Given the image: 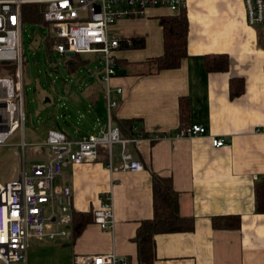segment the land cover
Instances as JSON below:
<instances>
[{
  "label": "crops",
  "instance_id": "crops-1",
  "mask_svg": "<svg viewBox=\"0 0 264 264\" xmlns=\"http://www.w3.org/2000/svg\"><path fill=\"white\" fill-rule=\"evenodd\" d=\"M186 13L188 57L179 69L152 75L146 74V62L164 52L160 19L174 14L152 9L146 17L124 19L114 27L123 41L140 39L145 45L131 48L122 43L116 53L113 115L136 120L141 134L166 136L154 143L143 139L134 146V156L145 169L120 171L117 145L113 170L100 159L66 169L56 182L59 188H71L72 212L95 214L111 194L114 230L104 231L92 223L74 238L71 227L54 225V231L68 229V237L29 240L27 262L15 264H76L78 256L112 252L139 264L134 240L141 223L154 217L153 173L172 179L182 216L195 220L193 232L156 237L155 264H264V214L256 212L255 191L264 175V36L248 25L245 0H187ZM212 54L229 56L228 72H207L205 57ZM233 79L245 84L243 95L234 99ZM102 92L106 93L103 83L91 84L89 102L98 103ZM181 98L190 103L186 126L205 127L204 136H178ZM98 116L89 132L78 127L69 133L50 130L79 139L107 126L109 115L106 124ZM214 138L224 139L225 146L215 148ZM38 155L47 162V146ZM20 173L14 170L6 183ZM226 216H239L240 229L215 230L213 218Z\"/></svg>",
  "mask_w": 264,
  "mask_h": 264
},
{
  "label": "built area",
  "instance_id": "built-area-1",
  "mask_svg": "<svg viewBox=\"0 0 264 264\" xmlns=\"http://www.w3.org/2000/svg\"><path fill=\"white\" fill-rule=\"evenodd\" d=\"M27 4H45L44 25L48 35L43 38L57 40L53 52L62 57L75 55H100L103 61L101 79L106 83L109 122L106 127L79 139L50 130L46 141L49 150L47 162L29 166L28 145L23 140L15 156L21 161L20 176L8 183L0 182V263H26L29 240H56L68 237V229L54 231V225L64 228L72 225V191L70 187H57L62 173L85 163L98 162L100 149L108 154L105 165L114 168V147H121V165L124 172H142L144 165L134 158L130 147L145 138L133 127L135 136L122 137L119 127L112 121L117 103L111 101V81L116 75V53L123 41L114 27L124 19L147 16L149 10L164 9L179 14L187 7V0H0V148L15 133L24 129L23 63V7ZM248 25L264 26V0H245ZM264 36V31L262 32ZM122 93V90H118ZM206 128L191 126L178 132L182 138L204 136ZM162 137L151 135L147 140ZM215 148L225 146V140L214 138ZM1 179V177H0ZM51 214L46 218L47 210ZM94 224L104 231H113L115 215L113 196L94 214ZM76 264H131L129 258L115 252L105 255L78 256Z\"/></svg>",
  "mask_w": 264,
  "mask_h": 264
},
{
  "label": "rangeland",
  "instance_id": "rangeland-1",
  "mask_svg": "<svg viewBox=\"0 0 264 264\" xmlns=\"http://www.w3.org/2000/svg\"><path fill=\"white\" fill-rule=\"evenodd\" d=\"M258 29L263 32L264 26ZM49 33L46 25L24 22L22 31L23 63L22 82L26 121L22 130L15 133L0 148V182L5 184L8 175L21 170L20 159L14 156L24 140L29 166L43 162L38 152L46 148L50 129L69 131L78 127L89 132L96 123V114L104 124L108 120L106 93L99 94L98 103L88 100L91 84L101 81L103 61L100 55H81L87 60L76 72L66 66V58L49 53L43 40ZM2 71V69H0ZM102 82V83H101ZM117 146V145H116ZM115 146V153L119 150ZM51 212L48 209L46 218ZM2 264V263H0Z\"/></svg>",
  "mask_w": 264,
  "mask_h": 264
},
{
  "label": "trees",
  "instance_id": "trees-1",
  "mask_svg": "<svg viewBox=\"0 0 264 264\" xmlns=\"http://www.w3.org/2000/svg\"><path fill=\"white\" fill-rule=\"evenodd\" d=\"M45 4H27L23 7V21L42 25L44 24ZM160 24L163 30L164 52L160 57L150 59L146 62L148 71L146 74H156L167 70L179 69L184 60L188 57V37L189 20L186 9L173 16L162 17ZM57 40L48 38L46 46L48 52H53V47ZM145 41L133 39L130 45L125 47L142 48ZM54 53V52H53ZM66 58V66L72 72H76L86 65L87 60L82 59L81 55ZM205 67L209 73H226L230 69V58L228 55L212 54L205 57ZM245 84L243 80L233 79L230 81V97L232 99L243 95ZM180 113L182 126L180 131L188 129L186 126L190 118V103L186 98L180 99ZM112 121L119 127L121 135L125 139H131L135 136L133 127L136 126V120H119L114 117L112 112ZM141 130L138 129V133ZM143 138H150V134H141ZM161 137H166L161 135ZM161 138V139H162ZM157 141H153L154 143ZM135 146V145H133ZM101 159L107 161L108 154L100 149ZM153 182V205L154 217L151 220L143 221L138 228L135 243L138 249L139 264H155L156 256V237L165 234L189 233L195 230V220L191 217H184L180 212V194L174 189L171 178H163L157 174H152ZM256 212L264 214V175L256 183ZM94 223L93 213L72 212V234L74 238L79 237L88 225ZM212 226L215 230H239L241 227V218L239 216L215 217L212 220Z\"/></svg>",
  "mask_w": 264,
  "mask_h": 264
},
{
  "label": "water",
  "instance_id": "water-1",
  "mask_svg": "<svg viewBox=\"0 0 264 264\" xmlns=\"http://www.w3.org/2000/svg\"><path fill=\"white\" fill-rule=\"evenodd\" d=\"M75 56V54L74 53H68L67 54V57H74ZM130 149H131V151L133 152V154L135 153V148H134V146H132V147H130ZM134 158L136 159V160H138V158L136 157V155L134 156ZM1 200H0V205H1Z\"/></svg>",
  "mask_w": 264,
  "mask_h": 264
}]
</instances>
